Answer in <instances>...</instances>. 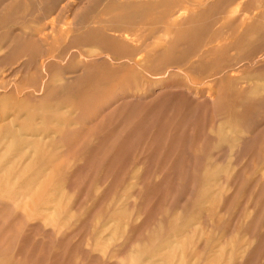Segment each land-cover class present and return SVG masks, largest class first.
<instances>
[{
  "label": "rangeland",
  "instance_id": "rangeland-1",
  "mask_svg": "<svg viewBox=\"0 0 264 264\" xmlns=\"http://www.w3.org/2000/svg\"><path fill=\"white\" fill-rule=\"evenodd\" d=\"M263 27L264 0H0V264H264Z\"/></svg>",
  "mask_w": 264,
  "mask_h": 264
},
{
  "label": "bare ground",
  "instance_id": "bare-ground-1",
  "mask_svg": "<svg viewBox=\"0 0 264 264\" xmlns=\"http://www.w3.org/2000/svg\"><path fill=\"white\" fill-rule=\"evenodd\" d=\"M205 10H206V9H205ZM200 11H201V10H200ZM174 14H175V13H174ZM253 15H255V14H253ZM256 15H257V14H256ZM172 16H173V15H172ZM186 17H187V16H186ZM245 17H246V16H245ZM256 17H257V16H256ZM249 18H250V17H249ZM252 18H253V17H252ZM252 18H251V19H252ZM258 21H259V20H258ZM177 23H179V22H177ZM254 24H255V23H254ZM254 24H253V25H254ZM251 25H252V24H251ZM251 25H250V27H251ZM259 25H260V24H259ZM263 28H264V27H263ZM174 29H175V28H174ZM248 30H250V28H249ZM248 30H247V31H248ZM262 31H263V30H262ZM164 32H165V31H164ZM165 33H166V32H165ZM167 33H168V32H167ZM157 37H158V36H157ZM124 40H125V39H124ZM127 42H128V41H127ZM129 42H130V41H129ZM157 43H158V42H157ZM155 45H156V44H155ZM163 45H164V44H163ZM160 46H161V45H160ZM160 46L158 45V47H160ZM140 47H141V49H142V46H141V45H140ZM151 47H152V46H151ZM153 47H154V46H153ZM162 47H163V46H162ZM162 47H161V48H162ZM156 48H157V46H156ZM156 48H155V49H156ZM161 48H159V49H161ZM138 49L141 50L140 48H138ZM151 49H152V48H151ZM146 50H147V49H145V51H146ZM156 50L158 51V49H156ZM142 51H143V50H142ZM142 51H141V52H142ZM157 51H156V52H157ZM159 51H160V50H159ZM136 52H137V51H136ZM136 52H135V53H136ZM102 53H103V52H102ZM137 53H138V52H137ZM137 53H136V54H137ZM142 53H146V52H142ZM148 53H149V55L151 54L150 52H148ZM148 53H147V54H148ZM139 54H140V52H139ZM139 54H138V55H139ZM161 54H162V53H161ZM134 55H135V54H134ZM138 55H136V57H137ZM162 56H163V55H162ZM145 57H146V54H145ZM149 57H150V56H149ZM138 58H139V57H138ZM140 58H141V57H140ZM153 58H154V57H152V59H153ZM105 59H106V58H105ZM105 59H104V60H105ZM141 59H142V58H141ZM144 59H145V58H144ZM148 59H149V58H148ZM150 59H151V58H150ZM156 59H157V56H156ZM107 60H108V59H107ZM142 61H143V60H142ZM146 61H148V60L146 59ZM158 61H159V60H158ZM138 63H139V62H138ZM171 64H172V63H171ZM130 65H131V64H130ZM154 65H155V64H154ZM144 66H145V63H144ZM144 66H141V67H144ZM132 68H133V67H132ZM160 68H161V67H160ZM219 68H220V67H219ZM133 69H134V68H133ZM159 70H160V69H159ZM162 70H163V69H162ZM162 70H161V71H162ZM155 71H156V70H155ZM84 72H85V71H84ZM79 74H80V73H79ZM68 76H70V75H68ZM81 76H82V75H81ZM71 77H73V76L71 75ZM77 77H78V76H77ZM70 79H71V78H70ZM76 79H77V78H76ZM78 79H79V78H78ZM260 79H261V78H260ZM74 80H75V79H74ZM79 80H80V79H79ZM263 80H264V79H262V81H263ZM62 81H63V79H62ZM69 81H70V80H69ZM64 82H65V81H64ZM137 82H138V81H137ZM67 83H68V81H67ZM70 83H72V82H70ZM140 83H141V82H140ZM142 83H143V82H142ZM142 83H141V85H142ZM257 83H258V82H257ZM261 83H263V82H261ZM137 84H138V83H137ZM147 84H148V83H147ZM263 84H264V83H263ZM139 85H140V84H139ZM141 85H140V86H141ZM142 86H143V85H142ZM142 86H141V87H142ZM252 86H253V85H252ZM150 87H151V85H150ZM150 87H149V88H150ZM160 87H161V86H160ZM179 87H180V86H179ZM183 87H185V86H183ZM194 87H195V86H194ZM142 88H144V87H142ZM168 88H169V87H168ZM150 89H151V88H150ZM171 89H172V88H171ZM184 89H185V88H184ZM184 89H183V90H184ZM262 89H263V88H262ZM161 90H162V89H161ZM165 90H167V89H165ZM165 90H162V91H165ZM196 90H197V88H196ZM259 90H260V89H259ZM162 91H160V92H162ZM184 91H185V90H184ZM186 91H187V90H186ZM199 91H200V90H199ZM263 91H264V90H263ZM141 92H143V91H141ZM160 92H159V93H160ZM171 92H172V91H171ZM188 92H189V91H188ZM257 92L259 93V91H257ZM261 92H262V91H261ZM173 93H174V92H173ZM191 93H192V92H191ZM203 93H204V92H203ZM262 93H263V92H262ZM62 94H64V91L62 92ZM66 94H67V93H66ZM131 94L133 95V93H131ZM131 94H130V95H131ZM162 94H163V93H162ZM162 94H160V95H162ZM181 94H182V93H181ZM198 94H199V93H198ZM263 94H264V93H263ZM128 95H129V94H128ZM130 95H129V96H130ZM136 95H137V94H136ZM158 95H159V94H158ZM175 95H176V93H175ZM189 95H190V94H189ZM196 95H197V94H196ZM199 95H200V94H199ZM256 95H257V94H256ZM124 96H125V95H124ZM124 96H123V97H124ZM133 96H134V95H133ZM144 96H145V95H144ZM177 96H178V95H177ZM177 96H176V98H177ZM183 96H185V95H183ZM194 96H195V95H194ZM202 96H203V95H202ZM258 96H259V95H258ZM135 97H136V96H135ZM139 97H140V96H139ZM142 97H143V96H142ZM156 97H157V96H156ZM187 97H188V96H187ZM197 97H198V96H197ZM216 97H217V96H216ZM124 98L127 99L126 97H124ZM130 98H131V97H130ZM153 98H154V96H153ZM176 98H175V99H176ZM185 98H186V97H185ZM185 98H184V99H185ZM188 98H190V96H189ZM193 98H194V97H193ZM198 98H199V97H198ZM207 98H208V97H207ZM262 98H263V96H262ZM158 99H159V98H158ZM209 99L211 100V98H209ZM154 100H157V98H156V99L154 98ZM189 100H190V99H189ZM193 100H194V99H193ZM195 100H197V99H195ZM202 100H203V99H202ZM202 100H201V101H202ZM190 101H191V100H190ZM194 102H195V101H194ZM198 102H199V101H198ZM207 102H209V101H207ZM214 102H215V100H214ZM123 103H124V102H123ZM201 103H204V100H203ZM191 104H192V103H191ZM196 104H197V103H196ZM205 104H206V102H205ZM193 105H194V104H193ZM197 105H198V104H197ZM209 105H210V104H209ZM215 105H216V104H215ZM215 105H214V107H215V109H216V106H215ZM120 106H121V105H120ZM206 106H208V104H207ZM117 107H118V106H117ZM117 107H115V108H117ZM212 110H213V109H212ZM215 111H216V110H215ZM112 114H113V113H112ZM45 130H46V129H45ZM46 132H47V131H46ZM128 134H129V133H128ZM34 136H35V135H34ZM36 136H37V135H36ZM41 136H42V135H41ZM37 137H38V136H37ZM43 137H44V136H43ZM33 138H35V137H33ZM40 141H42V140H40ZM29 145H31V144H28V146H29ZM28 146H27V147H28ZM32 146H33V145H32ZM38 146H39V145H38ZM25 149H26V148H25ZM34 149H35V148H34ZM32 153H34V151H33ZM22 154H23V153H22ZM29 156H30V155H29ZM21 157H22V156H21ZM27 157H28V156H27ZM24 158H26V157H24ZM21 159H22V158H21ZM231 159H232V158H231Z\"/></svg>",
  "mask_w": 264,
  "mask_h": 264
}]
</instances>
